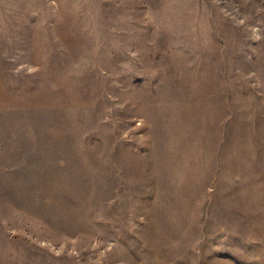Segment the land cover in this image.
<instances>
[{"label":"rangeland","instance_id":"1","mask_svg":"<svg viewBox=\"0 0 264 264\" xmlns=\"http://www.w3.org/2000/svg\"><path fill=\"white\" fill-rule=\"evenodd\" d=\"M0 264H264V0H0Z\"/></svg>","mask_w":264,"mask_h":264}]
</instances>
